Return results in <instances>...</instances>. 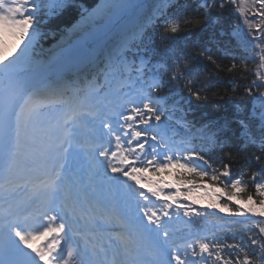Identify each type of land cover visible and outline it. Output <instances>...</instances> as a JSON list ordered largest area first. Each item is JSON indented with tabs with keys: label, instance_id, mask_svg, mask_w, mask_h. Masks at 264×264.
<instances>
[{
	"label": "snow or ice",
	"instance_id": "6c2138e0",
	"mask_svg": "<svg viewBox=\"0 0 264 264\" xmlns=\"http://www.w3.org/2000/svg\"><path fill=\"white\" fill-rule=\"evenodd\" d=\"M54 2L66 4V0ZM155 3L150 24L155 28L164 22L162 47L135 58L143 66L138 87L94 104L97 114H104L100 155L107 157L116 146L122 149L121 166L110 164L111 171L131 185L130 192L127 185L123 191L135 208L138 233L166 246L162 264H264V71L260 70L264 69V0L247 10L244 0ZM246 11H254L260 22L247 18ZM241 17L247 31L239 23ZM205 26L213 29L206 40L191 46L176 43V37L191 36ZM19 51L0 60V67L11 65ZM250 61H258L257 71L249 69ZM238 72L243 73L241 78L255 77L244 87L245 96L254 103L249 109L237 101L224 112L216 98L218 86L235 84ZM46 94L11 74L7 88L0 79V143L13 131L20 148L28 123L46 103ZM180 121L188 128L199 125L205 142L191 146L178 142L175 130ZM68 135L65 131L58 139ZM194 190L211 192L203 212L195 207L199 201L191 195ZM152 198L162 203L161 209L148 206ZM208 210L221 221L212 227L224 231L209 233L206 225H197V219L206 220ZM181 212L187 218L182 223L197 228L188 236L197 238L178 245L173 222L181 220ZM59 219L52 217L53 223ZM42 244H28L35 264H60L64 241L47 255L40 254Z\"/></svg>",
	"mask_w": 264,
	"mask_h": 264
},
{
	"label": "rangeland",
	"instance_id": "374dc122",
	"mask_svg": "<svg viewBox=\"0 0 264 264\" xmlns=\"http://www.w3.org/2000/svg\"><path fill=\"white\" fill-rule=\"evenodd\" d=\"M26 2H29V0H5L4 3H0V60L10 52L19 49L18 57L16 60L12 61L11 65L30 69V67H33V65H36L38 62L47 59L50 53L46 58L31 60L26 52V48L30 44L28 42L29 39H16L17 32L15 34L13 30H17V26L14 25L13 21L16 17L22 16L27 11L26 7L23 5ZM137 2L138 0H128L127 2L118 5V9L123 13L125 8L132 7ZM13 10H17V14H12L11 12ZM62 38L53 44L51 50L60 43ZM21 44L23 45L22 49L20 48ZM7 66L9 65H5V67ZM108 68V70L115 69L110 68L109 63ZM134 75V73L129 72L128 76L125 75L124 77H121V81L124 82V84L115 87L112 89V92L122 94L138 87ZM109 77L110 75L105 73V82L108 81ZM132 80L135 81L133 84H131ZM104 94V91L98 94L100 99H104ZM43 116L47 115L43 110L39 111V113L34 115L28 123L27 131L22 138L21 146L17 149V161L11 174L13 178L17 176H24L27 178V174L22 172V168L27 167L28 164H30L29 149L32 143L36 141L35 137H38L33 133H30L29 135V129L32 125L34 126L35 124H38L35 122L36 118ZM86 118L87 122L91 119V117ZM50 129L53 131L52 127H50ZM77 129H83V125L77 124ZM91 132L95 134V136L103 133L102 123L99 125L97 124L89 131L87 130L86 133L89 134ZM28 135L32 136L31 141H28ZM102 147V145L99 146L96 154H81V158L80 160H77V162L81 161L83 166L79 169V166L76 165V169L73 171L74 173H69V175L72 176L71 180L63 178V176L56 171L57 175L53 180L54 182L61 181L62 186H58L55 192H57L59 198L67 203L68 210L76 214V221L80 222L79 225L81 230L85 231L84 239L88 237H91L92 241L99 237L104 240H106L107 237L114 239V243L110 246L108 251L92 255L93 257L88 260V264H135L133 259H135V256L140 249L138 245L143 240H146L147 237L138 233L137 221L135 219V208L130 207L129 200L123 191L124 187L127 185L128 191L130 192L131 185H129L128 181L123 178L122 175L113 173L108 166L110 164L116 167L121 166L120 162L123 160L124 154L122 149L119 146H116L107 154V157H102L100 155ZM42 157L43 160L39 166L46 168V164L50 160L48 150L44 151ZM101 172H104V177L100 176ZM65 179L66 182L63 183ZM144 190L147 191V189ZM14 193L16 195L20 194L22 197L24 191H16ZM44 195L48 196L44 191L43 186H41L36 187V190H30V193L27 195L25 194L24 197H29L28 201H31L32 198H39ZM14 200L15 198L11 197L6 202L10 204ZM32 201L34 203L36 200L33 199ZM117 206L120 207L115 208ZM148 206L159 210L162 208V203L158 202L156 198H152V201ZM1 209H3V207ZM120 209L121 211H119ZM80 212L82 215H79ZM176 243L178 244V239H176ZM146 251H148L146 252L147 258L141 259L142 261L137 264H157V262H155V252L147 248ZM142 254L145 255V253Z\"/></svg>",
	"mask_w": 264,
	"mask_h": 264
},
{
	"label": "bare ground",
	"instance_id": "6f19581e",
	"mask_svg": "<svg viewBox=\"0 0 264 264\" xmlns=\"http://www.w3.org/2000/svg\"><path fill=\"white\" fill-rule=\"evenodd\" d=\"M4 1L5 0H0V3H3ZM127 1L128 0H98L89 11H87L83 15H80L71 25L67 27V34L61 39L60 43L50 51L48 58L38 62L36 65H33V67H30V69H25L24 67H13L12 65H9L7 67H0V79L3 80V87L7 88L10 74L16 79L17 77L40 71L46 67H59L67 64V62L70 61L75 55H78L80 62H82L87 57H90V53L94 48H103L110 42V37L115 36L117 33L121 34V31L123 29H127L126 32L131 33L132 29L129 30V25L133 24L135 17L128 18L126 17L128 14L124 17H121L122 14L120 12V9H118V5ZM11 13L14 15L17 14V10H13ZM123 38L126 39V37ZM122 96L123 94H120L117 96H113V98ZM96 101H99V98L95 94H91L85 99V103L87 104L89 109L98 112V110L94 107ZM75 109L76 108L74 102L70 106L58 107L54 112L50 114L49 120H46L41 124H35L34 126L32 125L30 128L31 133L33 132V134L39 136V138L37 139L38 144L30 150L32 158L37 159L38 165L40 164V161L42 159L38 154L44 149L45 146L49 147L50 161L47 164V169L43 170L44 172L50 173L52 172L53 168H61L65 170V168L67 167L73 169L75 164L74 160L76 159V157H78L82 152L86 153V151H91V147L96 143L98 136L102 135L99 134L96 136V138L93 136L82 137L81 141L83 146L82 148L76 149V146H74V144H76V139H78L80 135L79 130L75 126V123L86 122V117L84 115H81V117L77 119V115H75L76 113H74ZM101 114H103V112H100V115ZM50 127H52L53 131L50 129ZM65 131H67L68 133L71 131L72 134L69 133L66 138L58 139L63 136V133ZM30 138L32 137H29L28 139ZM66 140L70 142V147L68 150H63L62 144ZM68 158L70 159L68 160ZM16 161L17 160L15 157V159L10 162L9 168L10 166H13L11 167V169H13ZM30 163L31 164L27 166L28 168L23 167V170L24 173L29 175V179L33 180V178L38 177L40 172L43 171L39 172L36 162L30 161ZM82 165L83 164L80 163V166ZM32 168H34L36 171H34ZM9 194L10 192H3L1 194L4 201H7L10 198ZM37 202L38 205L35 208H38V212L40 213L43 206L50 208L51 205H54L57 211L55 210L56 212H51L47 217L49 218L50 216L53 217L55 215L59 216L60 219L55 221L54 223L51 219H49L47 224L43 227L29 226L28 224L25 231H20L18 227V230L15 231L10 229L8 225H1V246L9 248L20 247L33 252V249L29 248L28 244H40L42 239H44V237L49 233L50 230L56 229L61 225V217L65 215V213H67L66 206H63L64 201L59 198L50 200H48V198H38V201H36V203ZM19 203L21 204L22 202L20 201ZM61 206L62 208H59ZM25 207L34 208L32 204H21L19 206H16V208L11 207L12 209L10 208V206H7V209L11 214L16 215L15 213L21 212ZM20 214L21 213H19V215ZM9 216V221H13V215ZM3 217L6 216L4 215ZM23 224L26 225L27 221H22L20 223V225ZM20 225L17 226L20 227ZM7 231L10 232L8 237L4 235ZM21 239H25L27 243H25V241L21 242ZM149 239H151L152 244L153 239L149 237H147L146 240L142 241V245L145 242L144 248L147 246V244H149ZM52 245H56V241L54 239L50 240L46 246H41L40 254L46 255L49 250H51L50 246ZM142 249L143 248H141L140 251H142ZM152 250L157 256L156 261L162 263V261L166 257L165 245H162L161 249L159 250L154 248ZM87 258L88 255H86L82 259V263L86 262Z\"/></svg>",
	"mask_w": 264,
	"mask_h": 264
},
{
	"label": "trees",
	"instance_id": "16d2710c",
	"mask_svg": "<svg viewBox=\"0 0 264 264\" xmlns=\"http://www.w3.org/2000/svg\"><path fill=\"white\" fill-rule=\"evenodd\" d=\"M98 0H66V4L61 5L60 3L54 2V0H31V3L28 5L29 12L22 18H19V24L22 26L19 32L16 34V39H29L30 43L26 52L27 55L33 60L38 58H43L47 55L49 50L52 48L53 44L65 36L67 34L66 28L71 25L80 15H82L85 11L90 9ZM154 2V8L149 9L147 16L144 17L145 24L144 29L141 32L140 36L133 40L128 46L123 49L121 55H123L122 61L124 60H133L134 64L138 63V60L135 58L142 57L145 53L151 50H158L162 47V43L160 40V34L163 31V21L160 22V25L152 28L150 24V18L153 16L156 3L155 0L149 2L152 4ZM246 10L248 8H258L257 0H244L243 5ZM236 6H233V10L235 11ZM239 15V13H237ZM247 18L251 19L254 23L260 22V17L256 15L254 11H246ZM244 17H241L239 23L240 25L247 31L246 25L243 24ZM233 24L236 23L235 20L232 21ZM227 26V25H226ZM146 29H151L147 36L144 35ZM213 29L210 26H205L204 28L197 29L195 33L191 36L181 35L175 38L177 44L184 46L187 44L191 46L192 43L197 40H206L208 36L212 33ZM255 34L257 36L260 35L259 30H255ZM113 55L118 56V52L113 50ZM243 67V66H241ZM249 69L252 72L258 70V61L249 62ZM264 71V69H260ZM243 76L242 72L236 73V83L230 85H219V94L216 96L218 100L221 101V109L224 112H227L231 107L234 106V102L243 101V104L240 105L241 108L248 107L251 109L253 105V101H251L248 97L245 96L244 87L255 77L251 74L247 75L246 78H241ZM227 88L228 95H224L225 89ZM238 89V91L236 90ZM217 89H213V93H216ZM211 95V94H210ZM256 106L259 107L258 102ZM199 118V113L197 114ZM191 119V117H190ZM179 127L176 129L178 134H181L183 139L186 142H194L195 144H201L205 142V137L201 135L199 131V125H196L193 128H188L185 126L184 121L179 122ZM167 178V177H166ZM246 191L254 192V188H246ZM191 195L195 200H198L199 203L195 205L198 211L203 212L206 208V205L212 199L211 192L205 194L204 191H196L194 190ZM182 202L189 203V201H185L181 198ZM209 214L206 220L197 219V225L200 227L207 226L206 231L209 233H220L224 231L219 227L213 228V224L219 225L221 223L220 219L212 214L213 210H208ZM226 214H220V216H224ZM181 220L175 222L176 235L184 236L188 233H195L197 231L196 227L191 225H184L182 223L183 220L187 219L183 217V213H180ZM237 227L243 229L246 228V225H238ZM205 233L201 232L200 236L203 237ZM197 237L194 235L190 239L185 240L181 243L192 242Z\"/></svg>",
	"mask_w": 264,
	"mask_h": 264
},
{
	"label": "water",
	"instance_id": "95a60500",
	"mask_svg": "<svg viewBox=\"0 0 264 264\" xmlns=\"http://www.w3.org/2000/svg\"><path fill=\"white\" fill-rule=\"evenodd\" d=\"M144 1H147V0H139V3L140 2H144ZM135 27H138L139 26V24L137 23V21H135L134 22V24H133ZM133 26V27H134ZM134 27V28H135ZM129 30H130V27H129ZM127 31V29H123L122 31H121V34H118V35H121V37H127L129 34H131L130 32H126ZM130 36V35H129Z\"/></svg>",
	"mask_w": 264,
	"mask_h": 264
}]
</instances>
